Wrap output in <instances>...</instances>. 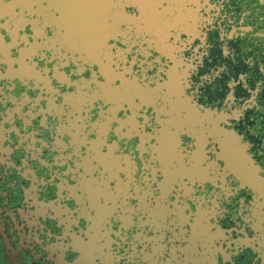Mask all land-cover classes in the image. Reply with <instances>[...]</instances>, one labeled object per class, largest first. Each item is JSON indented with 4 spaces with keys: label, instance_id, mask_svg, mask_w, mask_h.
<instances>
[{
    "label": "flooded vegetation",
    "instance_id": "flooded-vegetation-1",
    "mask_svg": "<svg viewBox=\"0 0 264 264\" xmlns=\"http://www.w3.org/2000/svg\"><path fill=\"white\" fill-rule=\"evenodd\" d=\"M243 1L0 0L5 264H264Z\"/></svg>",
    "mask_w": 264,
    "mask_h": 264
},
{
    "label": "water",
    "instance_id": "water-1",
    "mask_svg": "<svg viewBox=\"0 0 264 264\" xmlns=\"http://www.w3.org/2000/svg\"><path fill=\"white\" fill-rule=\"evenodd\" d=\"M260 6V2H253L252 0H246L240 2V4L230 6L233 8H238V10H244L248 17L249 23L252 24V28L250 30L251 34L243 36L242 38V44L245 47L247 54L250 55L260 48V36L252 34L253 30H259L261 28L256 25V23H260L264 20V12L259 8ZM0 264H5L4 257H0Z\"/></svg>",
    "mask_w": 264,
    "mask_h": 264
}]
</instances>
